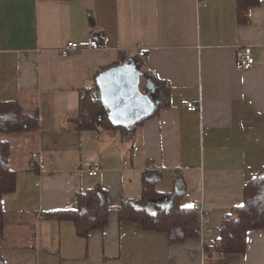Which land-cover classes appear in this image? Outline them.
<instances>
[{"label": "crops", "instance_id": "0c3cea01", "mask_svg": "<svg viewBox=\"0 0 264 264\" xmlns=\"http://www.w3.org/2000/svg\"><path fill=\"white\" fill-rule=\"evenodd\" d=\"M249 16V24L238 23L236 0H0V103L38 107L40 122L37 134L14 142L17 189L3 202L6 264L219 260L208 259L205 245H215L223 219L243 203L246 182L264 167V0ZM91 36L99 49L60 55L66 43ZM240 46L255 55L244 72L236 69ZM139 47L150 54L137 58ZM121 55L169 93L167 106L128 143L120 132L77 131L73 123L82 92L102 69L124 65ZM151 84L141 78L144 93L162 98ZM192 103L198 111L188 110ZM95 163L99 172L90 176ZM153 168L163 174L156 188L164 198L149 206H169V195L183 193V206L205 209L206 235L170 244L165 233L119 221L116 210L141 200L143 174ZM97 186L114 210L105 230L82 238L73 222L42 217L77 209L79 194ZM238 264H264V229L248 233Z\"/></svg>", "mask_w": 264, "mask_h": 264}, {"label": "trees", "instance_id": "16d2710c", "mask_svg": "<svg viewBox=\"0 0 264 264\" xmlns=\"http://www.w3.org/2000/svg\"><path fill=\"white\" fill-rule=\"evenodd\" d=\"M70 1V0H51ZM237 21L240 25L250 23L249 12L258 7L261 0H236ZM137 58H139L137 56ZM124 65L134 64L136 69L146 78L150 85L153 83L160 91L162 98L155 104V109L147 117L139 119L132 126L116 124L108 105L101 95L93 96L95 91L100 92V85L82 92L80 112L77 119L73 120L77 131H113L120 132L122 138H133L135 130L146 120L154 117L161 108L169 103L168 90L160 80L141 72L142 65L137 60L128 61L121 55ZM116 63L108 69L119 67ZM99 78V77H98ZM153 86V85H152ZM153 88V87H152ZM146 93L151 95L150 91ZM40 130L39 110L35 107L27 110L19 102L3 101L0 103V264H6L1 255L2 244L5 240L7 213L3 202L6 196L12 195L17 189V171L11 165L14 151L10 139L12 135L31 136ZM129 140V139H128ZM32 168L38 171V163ZM163 174L160 171L148 169L143 174L142 198L139 201H126L116 210L120 222L134 223L142 227L144 231L165 233L170 244L184 243L188 239L200 237L199 223L200 213L198 207H185L181 204L183 193L169 195L172 200L169 206L157 204L150 207L151 202H159L164 194L156 188ZM114 210L108 204L106 191L100 186L85 190L78 196V208L75 210H60L43 213L47 220L59 222H73L79 237L87 238L91 232L105 230L110 221V214ZM264 229V167L260 173L249 179L244 186V200L240 206L231 210L222 222L221 235L213 247L205 245V253L209 258L218 257L213 264H238L247 252L248 233L252 230ZM220 254L223 257L220 258Z\"/></svg>", "mask_w": 264, "mask_h": 264}, {"label": "water", "instance_id": "95a60500", "mask_svg": "<svg viewBox=\"0 0 264 264\" xmlns=\"http://www.w3.org/2000/svg\"><path fill=\"white\" fill-rule=\"evenodd\" d=\"M141 78L134 64L114 67L100 74V95L116 124L132 126L155 109V103L141 88Z\"/></svg>", "mask_w": 264, "mask_h": 264}, {"label": "built area", "instance_id": "2783aa9c", "mask_svg": "<svg viewBox=\"0 0 264 264\" xmlns=\"http://www.w3.org/2000/svg\"><path fill=\"white\" fill-rule=\"evenodd\" d=\"M101 47V43L96 37H89L87 39L81 41H70L66 43L60 49V55L62 57H71L85 50H97ZM151 49L146 47H139L137 50V56L139 58H145L148 54H150ZM255 64V55L253 49L248 46H240L236 51V69L239 72H244L246 69L252 67ZM100 95V92L95 91L93 96ZM188 110L191 112H196L199 110V106L196 104H188ZM138 149H135L137 152ZM135 152L133 154V158L135 157ZM36 157V155H35ZM90 176H96L99 172V165L95 163L91 169L88 171ZM200 213V223H199V233L203 237L207 234L208 231V216L204 208L199 209ZM222 256V254H220Z\"/></svg>", "mask_w": 264, "mask_h": 264}, {"label": "rangeland", "instance_id": "374dc122", "mask_svg": "<svg viewBox=\"0 0 264 264\" xmlns=\"http://www.w3.org/2000/svg\"><path fill=\"white\" fill-rule=\"evenodd\" d=\"M161 97H160V93H159V91H154L153 93H151V95H150V100L153 102V103H156V101L157 100H159ZM158 102V101H157ZM6 138H8V139H10L11 141H12V143H13V146H14V152H15V141L18 139V137L16 136V135H12V136H10V137H6ZM129 139V140H128ZM131 139H133V138H127L126 139V142L128 143V142H130V140ZM17 149V148H16ZM14 155H15V153H14ZM14 166V165H13ZM14 168H15V166H14Z\"/></svg>", "mask_w": 264, "mask_h": 264}]
</instances>
